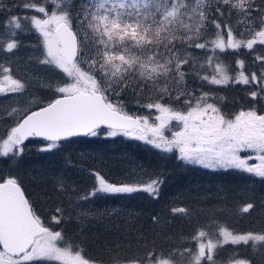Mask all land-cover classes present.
<instances>
[{"label": "snow or ice", "instance_id": "snow-or-ice-1", "mask_svg": "<svg viewBox=\"0 0 264 264\" xmlns=\"http://www.w3.org/2000/svg\"><path fill=\"white\" fill-rule=\"evenodd\" d=\"M14 7L43 16L14 15ZM0 13L4 14L0 27L11 36L6 44H0V51L10 55L18 51L22 42L16 38L17 30L22 32L30 25L42 38L37 63L54 76L63 74L48 82L55 98L44 104L36 101L35 110H24L5 129L0 136V158L22 156L32 140L44 142L38 151L51 152L77 137L123 135L157 150H175L177 159L186 164L240 170L264 178V111L256 107L257 103H264V55L255 56L261 65L259 73L246 74L245 61L237 59L239 71L230 74L219 60L213 66L212 56L207 57V65L215 74L194 72L201 88L205 83L256 86L248 91L252 106L235 114L223 112L213 101L214 93L190 88L186 83L195 68L189 49L224 53L264 46V3L62 0L50 7L33 0L22 5L0 0ZM232 15L239 17L243 25L238 34L234 32ZM208 24L216 30L211 40L207 39ZM0 72L7 85L0 87V93L25 90V83L12 77L10 67L0 65ZM130 103L147 109L148 114L132 112ZM14 113L16 109L8 115ZM242 152L249 155L242 157ZM93 175L96 184L81 199L139 192L158 198L164 183L160 173L149 175L148 182L137 180L134 175L129 182L120 183L109 182L99 172ZM253 207L249 202L240 211L248 213ZM56 211L63 212L60 208ZM185 211L183 207L172 209L173 214ZM152 219L155 222L158 218ZM51 223L60 225L61 218L52 216L48 225L42 222L18 178L0 177V264H94L80 251L61 246L65 239L62 231L52 228ZM191 240L194 246H171L166 252L146 249L143 256L133 257L127 264H217L214 256L225 245H248L251 241L254 247L256 243L264 246V234L236 233L226 226L218 228L215 239L200 229ZM232 264L250 261L234 259Z\"/></svg>", "mask_w": 264, "mask_h": 264}, {"label": "trees", "instance_id": "trees-1", "mask_svg": "<svg viewBox=\"0 0 264 264\" xmlns=\"http://www.w3.org/2000/svg\"><path fill=\"white\" fill-rule=\"evenodd\" d=\"M46 1L33 0L38 5H44ZM3 2L22 5L28 0ZM255 2L259 6L264 0ZM26 13L29 17L40 14L22 7L12 10L14 15L23 16ZM3 19L4 14L0 13V22ZM231 21L235 33L242 31L239 17L232 15ZM0 30H3V35L7 32L2 27ZM22 32L19 31L16 37L22 42L18 52L29 53L33 57L26 63L25 69L50 74L51 78L57 80L62 77V73L54 76L51 70L37 63L35 58L42 51L40 35L30 25L28 31ZM215 32V28L208 24L207 39L215 38ZM2 42L5 41L0 38V44ZM188 51L192 53L195 68L191 70L193 74L186 78L187 86L201 88L200 82L194 78V72L199 71L201 75L215 74L207 65L208 56L213 57V66L219 60L230 74L239 71L236 68L237 59L245 61L246 74L252 71L259 73L261 65L255 56L264 55V46L255 45L253 51L242 48L238 52L227 50L224 53L219 50ZM255 87L205 83L201 91L214 93L213 101L223 112L232 115L252 106L254 102L248 96V91ZM39 93L42 103L55 98L48 92ZM16 100L12 99L10 106H15ZM256 107L264 111V103H257ZM129 109L148 114L147 109L136 108L131 103ZM21 110L9 116L0 107V136L19 118ZM43 143L32 140L27 143L22 156L0 158V177L18 178L42 222L48 225L52 216L61 218L60 225L51 223L52 228L62 231L65 239L61 246L67 245L80 251L95 264H117V258L120 264H127L131 258L143 256L146 249L155 248L159 252H166L171 246H194L191 237L200 229L208 231L213 239L217 238L220 226L229 227L234 232H264V214L258 208L255 215L252 211H240L249 202L255 206L264 204V178L240 170H212L201 165L186 164L177 159L176 151L169 153L157 150L143 141L123 135L111 138L77 137L51 152L38 151ZM246 154L249 153L241 155ZM34 165L37 167L34 168ZM122 171L125 175L121 174ZM95 172L101 173L109 182L116 183L129 182L134 175L137 180L148 182L149 175L160 173L164 183L158 198L139 192L114 196L99 194L90 199H81L96 184ZM58 178L60 182L54 184ZM242 192L247 195L239 196ZM176 207H183L186 211L173 214L172 209ZM57 208L63 212L57 213ZM154 216L158 218L155 222L152 219ZM214 258L217 264H229L234 259L264 264L263 251H255L249 244L225 245Z\"/></svg>", "mask_w": 264, "mask_h": 264}, {"label": "rangeland", "instance_id": "rangeland-1", "mask_svg": "<svg viewBox=\"0 0 264 264\" xmlns=\"http://www.w3.org/2000/svg\"><path fill=\"white\" fill-rule=\"evenodd\" d=\"M62 0H55V3H60ZM54 0H48L45 2L44 5L50 6V7H55ZM37 16L42 17L43 14H35ZM240 20V18H239ZM25 24L27 25L28 22L25 21ZM242 30H243V25L241 24ZM7 31V30H6ZM20 30H17L19 33ZM28 31V27L24 29V32ZM3 30H0V38H3L5 42H2V44H6L8 40L11 38L10 34L8 31L6 34H1ZM23 33V32H22ZM245 36H248L247 33H245ZM32 55L29 53H20L16 51L14 54H6L3 51L0 52V65L3 67H10L12 69L11 75L15 79H19L22 83H25L26 88L22 92H17V93H0V107H3L7 113H11L13 109H16V112L19 111V109H22L19 114L21 115L24 110L28 108H33L34 106L37 105L36 101H40V93L39 92H48L51 95H54V92L48 87V82L51 78L50 74L42 73V72H33L30 71L29 69H25L26 63H28L32 59ZM0 87H7V85L3 84V73L0 72ZM12 99H17V104L15 106H10V101ZM41 102V101H40ZM46 103V102H44ZM41 102V104H44ZM150 122H152L150 120ZM175 123V122H173ZM175 130V129H173ZM166 135L170 136V132H166ZM175 151V150H174ZM248 153V152H242L241 154ZM240 154V155H241ZM249 154H246L245 156L241 155L242 157H246ZM249 163H258V161H249ZM36 168L37 166H33ZM122 175H125L124 172L122 171ZM127 174V173H126ZM127 176V175H126ZM129 177V176H127ZM60 178L56 179L54 184L59 183ZM239 196H245L247 195L246 193L242 192L238 194ZM257 208L260 210L261 213L264 214V204L263 203H258V205H254L252 211V214L255 215ZM250 232V231H247ZM247 232H236V233H247ZM254 234H264V232H252ZM254 242H249V245H251L255 251H263L264 253V246H262L259 243L255 244V247L253 246ZM46 264H60L58 261H46L44 262ZM232 264V263H229Z\"/></svg>", "mask_w": 264, "mask_h": 264}, {"label": "water", "instance_id": "water-1", "mask_svg": "<svg viewBox=\"0 0 264 264\" xmlns=\"http://www.w3.org/2000/svg\"><path fill=\"white\" fill-rule=\"evenodd\" d=\"M36 109V107L35 108H33L32 110H35Z\"/></svg>", "mask_w": 264, "mask_h": 264}, {"label": "flooded vegetation", "instance_id": "flooded-vegetation-1", "mask_svg": "<svg viewBox=\"0 0 264 264\" xmlns=\"http://www.w3.org/2000/svg\"><path fill=\"white\" fill-rule=\"evenodd\" d=\"M67 246V245H66ZM69 247V246H68ZM95 264V263H94Z\"/></svg>", "mask_w": 264, "mask_h": 264}]
</instances>
